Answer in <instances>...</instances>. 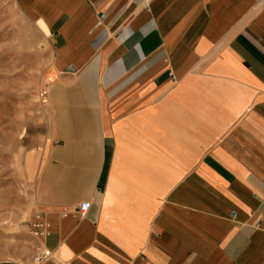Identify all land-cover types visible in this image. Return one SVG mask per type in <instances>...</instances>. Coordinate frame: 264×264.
I'll list each match as a JSON object with an SVG mask.
<instances>
[{"label": "crops", "instance_id": "obj_1", "mask_svg": "<svg viewBox=\"0 0 264 264\" xmlns=\"http://www.w3.org/2000/svg\"><path fill=\"white\" fill-rule=\"evenodd\" d=\"M10 1L50 90L43 230L0 264H264V0Z\"/></svg>", "mask_w": 264, "mask_h": 264}, {"label": "rangeland", "instance_id": "obj_2", "mask_svg": "<svg viewBox=\"0 0 264 264\" xmlns=\"http://www.w3.org/2000/svg\"><path fill=\"white\" fill-rule=\"evenodd\" d=\"M50 58L48 41L10 0H0V262L22 263L35 254L31 150L47 132L38 91Z\"/></svg>", "mask_w": 264, "mask_h": 264}, {"label": "built area", "instance_id": "obj_3", "mask_svg": "<svg viewBox=\"0 0 264 264\" xmlns=\"http://www.w3.org/2000/svg\"><path fill=\"white\" fill-rule=\"evenodd\" d=\"M49 90H50V86L48 84H45L44 87H40L39 91H38V97L41 101H45L47 99V96L49 94ZM89 209V204L84 202L81 203L79 205H77L76 207L73 208L72 210V217L74 218H78L81 219L83 218L87 211ZM36 228L38 230L39 233H41V231L43 230V226L40 223H36ZM46 254H39L37 255V257H35L32 261L33 264H38L41 262V260L46 258Z\"/></svg>", "mask_w": 264, "mask_h": 264}]
</instances>
